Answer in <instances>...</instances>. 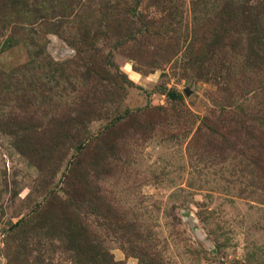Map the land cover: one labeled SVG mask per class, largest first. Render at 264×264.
Segmentation results:
<instances>
[{
  "label": "rangeland",
  "instance_id": "374dc122",
  "mask_svg": "<svg viewBox=\"0 0 264 264\" xmlns=\"http://www.w3.org/2000/svg\"><path fill=\"white\" fill-rule=\"evenodd\" d=\"M0 264H264V0H0Z\"/></svg>",
  "mask_w": 264,
  "mask_h": 264
},
{
  "label": "trees",
  "instance_id": "16d2710c",
  "mask_svg": "<svg viewBox=\"0 0 264 264\" xmlns=\"http://www.w3.org/2000/svg\"><path fill=\"white\" fill-rule=\"evenodd\" d=\"M79 109L80 110H78V112L82 110V106H79ZM84 112L87 113V111H85V110H84Z\"/></svg>",
  "mask_w": 264,
  "mask_h": 264
}]
</instances>
